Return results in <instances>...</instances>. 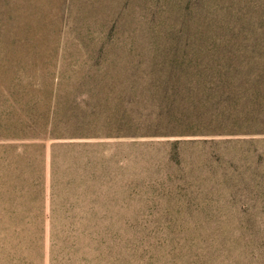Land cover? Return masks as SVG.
Segmentation results:
<instances>
[{
	"label": "rangeland",
	"instance_id": "rangeland-1",
	"mask_svg": "<svg viewBox=\"0 0 264 264\" xmlns=\"http://www.w3.org/2000/svg\"><path fill=\"white\" fill-rule=\"evenodd\" d=\"M236 67L264 0H0V264H264V133L213 129Z\"/></svg>",
	"mask_w": 264,
	"mask_h": 264
},
{
	"label": "trees",
	"instance_id": "trees-1",
	"mask_svg": "<svg viewBox=\"0 0 264 264\" xmlns=\"http://www.w3.org/2000/svg\"><path fill=\"white\" fill-rule=\"evenodd\" d=\"M5 4H7V1L12 5V0H2ZM238 67L235 68V72L237 71ZM230 69L228 68L227 73H230ZM240 73H242L244 76H246L251 83H238V84H232L230 85V80L227 79L223 84L219 82L218 84H215L212 91L214 93L221 92V94H225L226 98L221 100V103L223 104V107H220L221 110V116L220 121H218V124L216 127H213L214 130H217L216 132L220 134H238L242 132V130H246V133H264V128L262 129H253V128H246L242 127V125H239V122L241 119L245 120L247 115L249 113H252L253 107L248 108H240L243 106H246L248 104H254L257 106H260L259 110H264V99L258 100L255 98V94L262 93L264 95V85H260L259 83L253 82L254 79L264 80V69H256V70H250L245 67H241L238 69ZM238 79V78H237ZM220 80V79H219ZM176 99H171V103H174ZM212 100V99H211ZM217 100H220L219 98ZM244 101L243 105H234L233 108L226 109V104H236L238 102ZM230 102V103H229ZM232 103V104H231ZM227 112V113H226ZM245 113V114H244ZM262 114H259V117ZM219 118V117H217ZM211 129H208V131ZM250 130H252L250 132ZM259 130V131H254Z\"/></svg>",
	"mask_w": 264,
	"mask_h": 264
}]
</instances>
